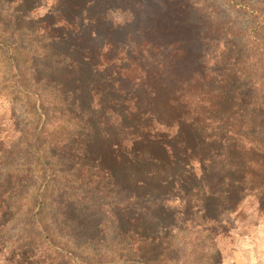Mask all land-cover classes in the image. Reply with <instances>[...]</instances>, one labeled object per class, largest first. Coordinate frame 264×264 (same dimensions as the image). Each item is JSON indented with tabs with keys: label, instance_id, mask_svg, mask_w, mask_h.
Returning a JSON list of instances; mask_svg holds the SVG:
<instances>
[{
	"label": "rangeland",
	"instance_id": "rangeland-1",
	"mask_svg": "<svg viewBox=\"0 0 264 264\" xmlns=\"http://www.w3.org/2000/svg\"><path fill=\"white\" fill-rule=\"evenodd\" d=\"M182 1L193 5L191 16L199 25L208 17L213 30L216 23L224 29L208 35L200 70L217 74L215 86H222L229 71L240 73L247 67L250 18L231 10L223 0ZM235 1L264 8V0ZM109 9L107 0H0V264H264V216L257 213L258 205L264 211V190L255 188V182L246 184L249 193L257 191L238 205L242 214H230L231 201L218 192L195 193L166 206V211L152 209L146 202V213H124L120 211L132 201L123 195L126 204H116V196L107 193L108 179L89 164L96 160L88 162L84 156L92 150L103 155L105 146L94 147L88 127L62 107L58 94L41 79L51 73L47 45L53 37L70 47L94 49L96 43L105 44L102 24L108 28L107 23L122 19ZM75 28L77 34L66 40L65 34ZM255 75L264 83V59ZM235 79L238 94L243 95L246 83ZM261 89L255 91L264 97ZM206 92L208 87H202L197 98L203 99ZM52 107L55 117L49 116L47 124L42 110ZM257 132L262 133L257 145L264 146V128ZM39 141L46 153L40 164L35 161ZM55 171L84 201L68 205L57 216L51 207L40 209L33 204L51 185ZM87 200L96 210L87 208ZM133 214L138 221L132 220ZM162 214L175 225L157 221ZM87 236L94 242L84 244ZM19 249H31V254L18 257Z\"/></svg>",
	"mask_w": 264,
	"mask_h": 264
},
{
	"label": "trees",
	"instance_id": "trees-1",
	"mask_svg": "<svg viewBox=\"0 0 264 264\" xmlns=\"http://www.w3.org/2000/svg\"><path fill=\"white\" fill-rule=\"evenodd\" d=\"M223 1L231 10L248 15L251 26L245 39L250 53L247 67L240 73L229 71L222 86H215L217 74L200 70L208 35L224 29L216 23L215 33L208 17L201 25L194 21L189 1L120 0L114 4L107 0L122 19L107 23L108 28L101 23L106 37L103 46L70 47L57 37L47 45L51 73L41 80L58 94L62 107L88 127L94 147L105 146L103 155L92 150L84 156L88 162L96 160L89 164L108 179L107 193L116 196V204H126L123 195L132 201L120 212L146 213V202L152 209L166 211V206L195 193L218 192L231 201L230 214H242L238 205L257 191L249 193L246 184L255 182V188L264 190V146L257 145L256 139L262 134L257 131L264 128V97L255 91L264 87L255 75L264 59V8ZM74 31L77 28L65 34L66 40L71 41ZM235 78L246 83L243 95L238 94ZM204 86L208 92L200 100L198 91ZM42 115L49 124L54 108L42 110ZM36 143L31 147L33 156ZM41 147L39 141L35 157L39 164L46 154ZM59 174H51V185L33 201L40 209L51 207L56 216L68 205L84 203ZM87 208L96 210L92 201ZM258 208L257 213L264 216L261 205ZM157 221L175 225L165 221V214ZM82 240L94 242L91 236ZM17 254L28 256L31 249H19Z\"/></svg>",
	"mask_w": 264,
	"mask_h": 264
}]
</instances>
